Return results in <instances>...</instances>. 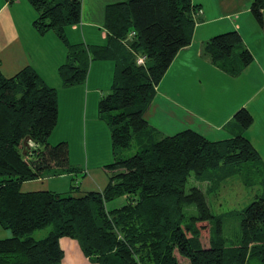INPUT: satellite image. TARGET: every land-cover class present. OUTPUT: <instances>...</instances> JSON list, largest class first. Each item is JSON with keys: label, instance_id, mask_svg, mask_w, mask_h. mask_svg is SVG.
<instances>
[{"label": "trees", "instance_id": "obj_1", "mask_svg": "<svg viewBox=\"0 0 264 264\" xmlns=\"http://www.w3.org/2000/svg\"><path fill=\"white\" fill-rule=\"evenodd\" d=\"M26 1L38 15L36 32H53L66 48L58 70L64 87L84 84L94 60L114 64L110 93L97 106L110 131L113 162L103 167L108 182L101 191L72 184L66 194L22 192L26 182L75 176L79 169L70 165L65 142L48 143L58 118L56 91L30 68L9 78L0 71V229L10 234L0 239V264H58L62 238L76 241L91 264H264V191L235 211L236 246L226 245L225 219L213 214L208 200L232 169L244 164L264 171L250 141L242 135L210 141L192 130L163 136L144 118L156 87L191 43L198 7L191 0L109 5L106 45L94 47L66 39L65 29L80 22V0ZM249 11L264 32V0H253ZM236 48H242L238 57ZM204 53L230 76L253 59L235 30L211 38ZM137 57L145 58L143 65ZM233 122L247 130L253 118L241 108ZM132 145L136 153L121 158ZM119 199L117 208H107ZM51 225L45 238L30 237Z\"/></svg>", "mask_w": 264, "mask_h": 264}, {"label": "crops", "instance_id": "obj_2", "mask_svg": "<svg viewBox=\"0 0 264 264\" xmlns=\"http://www.w3.org/2000/svg\"><path fill=\"white\" fill-rule=\"evenodd\" d=\"M80 1V22L65 29L68 43L104 47L105 9L125 0ZM191 1L198 7L193 18L195 26L191 43L177 54L156 87L155 96L144 118L151 128L163 136L192 130L210 141H223L242 135L256 149L264 166V39L259 36L260 30L261 33L264 32L250 14L249 6L253 0ZM30 8L26 0H0V71L4 77L9 78L30 68L46 86L56 91L58 118L48 143L55 145L65 142L69 146L72 141L80 153L75 163L84 165L85 173L90 177V181L84 183L87 187L85 189L101 191L108 182L103 170L108 164L97 161L89 163L88 156L85 155L84 158V152H87L88 142L93 147L96 136L100 133L109 146V164L113 162L109 129L99 115L97 106L100 99L110 93L114 64L94 60L90 63L84 84L64 87L58 70L66 61V48L53 32L44 35L36 32L33 27L34 16L25 14ZM231 30L239 33L243 45L253 58L237 76H230L219 70L204 54L206 42ZM203 71L211 77V84L216 89L200 96L194 86L196 78ZM241 108L246 109L253 118V123L247 130H239L233 122L235 112ZM204 112L210 113L213 119L209 118L206 123L201 121L198 113ZM105 133L108 135L106 138ZM66 135L73 136L70 139ZM68 154L69 163L72 164V153ZM57 178L65 182L60 188L62 192L58 188H53L55 191H52L44 187V183L52 180L51 178L26 182L21 191L69 192L73 176L63 175ZM7 236L4 233L3 237ZM59 244L64 253L59 264H91L83 256L76 241L62 238Z\"/></svg>", "mask_w": 264, "mask_h": 264}, {"label": "rangeland", "instance_id": "obj_3", "mask_svg": "<svg viewBox=\"0 0 264 264\" xmlns=\"http://www.w3.org/2000/svg\"><path fill=\"white\" fill-rule=\"evenodd\" d=\"M27 13H30L31 15L34 16L33 20H36L38 17L36 12L31 8L28 9L27 12L25 11V14ZM259 36L264 39V33H261V30ZM240 50H242V48H236L234 50V56L238 57ZM215 87L218 88L220 87V85H215ZM194 88L196 92L198 90L197 94H199L200 96H203L204 93L206 92H211V91L214 92V90L216 89L213 88L211 84V77L209 75H205L204 71L201 73L200 77L196 78V85L194 86ZM218 90L220 91L221 88H219ZM198 118L204 123H206V121L209 122V118L210 120L213 119L211 117V114L207 112H204L203 114L198 113ZM106 126H104L105 129ZM66 136L67 138L71 139L73 135L71 136L66 135ZM106 137H108V135L105 133V138ZM108 150H109V146L104 141V135H100L99 133L96 136V140L94 141L92 148L88 142L87 152L84 150L85 151L84 158H86L85 155H87L89 163L93 161H97V163L106 165L109 164L110 161V155L108 154ZM136 151H137L136 146L132 145L128 150L123 151L120 157L129 158L132 155H134ZM68 152L72 153V155H70L72 164L70 163V165L73 166L74 168L79 169L78 173H76V175L73 176V179L75 180H73L71 185L74 183L73 185L78 186L80 188V191H85V192L86 190L89 191L90 189H85L87 187L84 185V183H86V181H90L89 180L90 177L86 175L85 173L86 169L84 165L79 166L75 163L78 161L80 157V153L78 151V148L75 147L72 141H70L69 143ZM232 170H234V172H232L229 178L225 180V183H221L220 185H218V187L215 188L214 192L209 194L208 196V200L213 214L216 217L223 216V219H225L224 237L226 238L227 246H236L237 244V236L239 234V229H238L239 217L236 216L235 211L238 212L243 208H245L246 206H248L252 201L255 200L256 196L261 197L264 191V174L261 173L264 171L262 170V168L257 167V165L254 167V166H244L243 164L237 170L236 169H232ZM50 178L52 180L47 182L48 184L45 182L44 187L45 188L47 187L52 191H55L53 190V188H58L59 192H62V189L60 188L65 185V182H61L62 180H59L57 177H50ZM123 202H124L123 199L113 201L107 204V208L108 209L117 208ZM52 230H53V226L51 225L46 227L45 229L33 232L30 235V237H32L35 240H41L45 238L48 235V233ZM4 233L10 235L9 232L0 229V239L4 238L3 237ZM204 241H205V237H202V242Z\"/></svg>", "mask_w": 264, "mask_h": 264}, {"label": "built area", "instance_id": "obj_4", "mask_svg": "<svg viewBox=\"0 0 264 264\" xmlns=\"http://www.w3.org/2000/svg\"><path fill=\"white\" fill-rule=\"evenodd\" d=\"M134 35L133 32L129 34V38H131ZM145 58L144 57H137L136 63L137 65L141 66L144 64Z\"/></svg>", "mask_w": 264, "mask_h": 264}, {"label": "water", "instance_id": "obj_5", "mask_svg": "<svg viewBox=\"0 0 264 264\" xmlns=\"http://www.w3.org/2000/svg\"><path fill=\"white\" fill-rule=\"evenodd\" d=\"M27 141V140H26ZM26 141H25V143H26Z\"/></svg>", "mask_w": 264, "mask_h": 264}]
</instances>
